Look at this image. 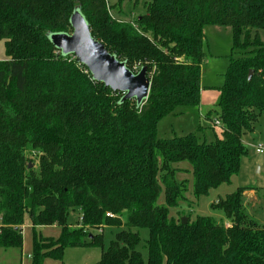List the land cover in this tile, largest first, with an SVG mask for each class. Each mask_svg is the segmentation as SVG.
Here are the masks:
<instances>
[{
  "label": "trees",
  "instance_id": "trees-1",
  "mask_svg": "<svg viewBox=\"0 0 264 264\" xmlns=\"http://www.w3.org/2000/svg\"><path fill=\"white\" fill-rule=\"evenodd\" d=\"M123 1L0 0V249H21L28 223L59 229L56 239L34 237L29 264L87 247L99 249L98 264H264V226L243 208L253 188L212 203L223 220L187 217L183 225L184 214L170 215L188 202L178 174L191 176L199 199L229 184L247 154L242 136L264 115V0H135L141 14L117 20L110 9L124 15ZM76 8L109 54L133 73L146 68L142 105L121 101L51 43L49 35L72 32ZM207 27L232 32L217 110L207 127L158 138L162 119L200 104ZM214 127L219 137L210 136ZM72 212L81 223H69ZM105 227L118 230L106 248ZM139 229L148 231L145 262Z\"/></svg>",
  "mask_w": 264,
  "mask_h": 264
},
{
  "label": "rangeland",
  "instance_id": "rangeland-1",
  "mask_svg": "<svg viewBox=\"0 0 264 264\" xmlns=\"http://www.w3.org/2000/svg\"><path fill=\"white\" fill-rule=\"evenodd\" d=\"M118 0H107L108 6L116 4ZM135 0H124L121 6V12L124 14H119V12L114 11V9H110V14L113 18L117 20H127L129 17H134L139 15L140 8H142V4L140 5L137 2V7L133 9V5H131ZM140 1V0H139ZM143 10V9H142ZM128 13H131V16L128 17ZM141 14V13H140ZM220 29H224V27H219ZM212 30L211 27H207L205 29V40H204V51L206 52V61L203 64L202 68V85L204 86V91L208 95L209 102L213 103V106L209 109L217 110V101L219 97V93L217 91V87L223 84V75L225 69L228 65L229 55L231 45H227L231 39L228 38L226 29L224 32L226 33H210ZM254 35V33H251ZM258 37L262 42H264V30H259L257 32ZM232 36V34H231ZM6 60L5 51H4V42H0V61ZM138 70V69H135ZM197 110V109H196ZM195 111V109L193 110ZM211 112V118L214 119L215 113ZM175 118L166 117L164 120L159 123L158 127V138H170L172 137L171 128L167 130V127H171V123L174 122ZM172 120V121H171ZM180 120V119H179ZM183 120V121H182ZM203 125H207L206 121L201 119ZM178 122V121H177ZM185 122V118L181 119L180 124ZM210 124V123H209ZM198 122L196 123L195 119L192 117L189 119V122L185 123V127L189 129L191 127V132H194ZM175 126V124H174ZM173 126V129L175 127ZM179 126V123H176V127ZM179 128L175 129V132ZM188 131V130H187ZM210 136H213V132L216 136H220V128L214 127L211 131L208 130ZM188 133V132H187ZM177 135V134H175ZM207 135H209L207 133ZM242 140L244 142L245 149L247 150V154L243 156L240 160V169L236 176L232 177L230 183L227 185H222L217 189L211 190L207 196L201 197L199 199H195L192 196V178L188 173H180L177 175L178 180H186L188 182V193L186 198L189 202V206L187 203L181 204L179 209H172L171 216L173 218H178L181 214H184L181 218H191L192 220L196 217H211L216 221L223 220V214L221 211H215L211 208L212 203L216 202L219 198L224 197L227 194L234 192L238 187H252L254 188L258 201L261 203L260 206L256 207L253 210V214L255 221L257 223H262L264 226V115L258 117L257 122L254 125V129L252 132L245 133L242 136ZM257 145H261L263 148L262 153H256L255 148ZM180 167L182 170H188L189 166L187 163H180L176 165ZM175 166V167H176ZM161 202L163 200V196H160L159 199ZM182 212V213H181ZM78 212H72L69 214V223L72 226L76 225V220L78 218ZM118 231L113 227H105L102 228L101 231H98L99 234L103 236L104 247L106 248L110 241L113 240L114 233ZM138 233L139 236V244L137 246V250L141 253L142 259L145 262L147 258V251L145 248V241L148 238V231L146 229L134 230ZM101 232V233H100ZM97 233V234H98ZM59 236V229L55 227H37L35 230L26 223L22 227V248L21 249H8L1 250L2 252H7L6 257L7 261L1 262V264H20V258H22L23 264H29L31 261V251L33 246V239L36 237L42 238H53L56 239ZM100 258V251L98 248L87 247V248H67L64 253L61 262H56L53 260H45L44 264H98V259Z\"/></svg>",
  "mask_w": 264,
  "mask_h": 264
},
{
  "label": "water",
  "instance_id": "water-1",
  "mask_svg": "<svg viewBox=\"0 0 264 264\" xmlns=\"http://www.w3.org/2000/svg\"><path fill=\"white\" fill-rule=\"evenodd\" d=\"M72 32L49 35V40L62 55L74 57L91 74L92 79L102 83L112 92L122 93L121 101L134 100L142 105L147 97L150 80L145 67L136 73L129 71L123 62L108 53L104 45L95 40L90 28L79 8H76L70 18ZM253 72L248 73V80ZM31 167V165H29ZM187 218H181L184 225Z\"/></svg>",
  "mask_w": 264,
  "mask_h": 264
},
{
  "label": "crops",
  "instance_id": "crops-1",
  "mask_svg": "<svg viewBox=\"0 0 264 264\" xmlns=\"http://www.w3.org/2000/svg\"><path fill=\"white\" fill-rule=\"evenodd\" d=\"M212 30H210V33H226L227 32V35H228V38L231 39V29L229 27H224V29H220L219 27H211ZM222 28V27H221ZM207 29V28H206ZM226 29H229V30H226ZM226 30V32H224ZM231 45V40L229 43H227V45ZM203 70V68H202ZM201 81H202V75H201ZM201 87H202V90H201V93H200V104L198 106V108L195 109V111L193 110H190L188 113L184 114V115H179V116H169V117H172V118H175L174 119V122L171 123V127H167V130L168 128L170 129L171 128V132L173 134H177L178 136H184L188 133H190L191 131V127L189 129H187L185 127V123L189 122V119H191L192 117L195 119L196 123L198 122V125L202 126V127H207L209 126V123L205 120V116L207 115V113L209 111H211L212 109H209L211 107V105L213 106V103L214 101L212 102H209L208 100H210L208 98V95L206 94V92L204 91V86L202 85L201 83ZM218 88V87H217ZM185 118V122L183 124H180V121L181 119ZM180 119V120H179ZM201 119H203L204 121H206V124L207 125H203L202 124V121ZM164 119H162L159 123H161ZM172 121V120H171ZM178 121V122H177ZM183 121V120H182ZM159 123H158V126H157V130H158V127H159ZM176 123H179V126L176 127ZM175 124V126H174ZM197 125V126H198ZM173 126L176 128H179L176 132H175V129H173ZM188 130V131H187ZM188 132V133H187ZM172 134V135H173ZM252 188V187H251ZM243 208H244V211L246 212V214L252 218L253 220L255 219L254 215L253 214V210L260 206L261 203L258 201V197H257V194L253 189H250L248 191H245L244 192V195H243ZM255 221V220H254ZM256 222V221H255ZM258 222V221H257ZM256 222V223H257ZM259 225H262V223H258ZM263 226V225H262ZM2 249H0V264L1 262H5L7 261V257H6V253L7 252H2L1 251ZM99 261V259H98ZM30 263V262H29ZM20 264H23L22 263V258H20Z\"/></svg>",
  "mask_w": 264,
  "mask_h": 264
},
{
  "label": "built area",
  "instance_id": "built-area-1",
  "mask_svg": "<svg viewBox=\"0 0 264 264\" xmlns=\"http://www.w3.org/2000/svg\"><path fill=\"white\" fill-rule=\"evenodd\" d=\"M214 125L218 126L219 125L218 121H214ZM262 151H263L262 146L261 145H257L256 148H255V152L260 154V153H262ZM106 217L112 218V215L106 214ZM77 221H78V223H81L82 222L81 215H78Z\"/></svg>",
  "mask_w": 264,
  "mask_h": 264
}]
</instances>
